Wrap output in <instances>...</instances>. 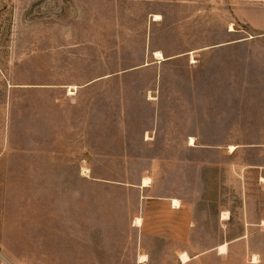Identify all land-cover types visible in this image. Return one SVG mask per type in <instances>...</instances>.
<instances>
[{
	"label": "rangeland",
	"instance_id": "rangeland-1",
	"mask_svg": "<svg viewBox=\"0 0 264 264\" xmlns=\"http://www.w3.org/2000/svg\"><path fill=\"white\" fill-rule=\"evenodd\" d=\"M263 165L264 0H0V264H135L142 194L264 262Z\"/></svg>",
	"mask_w": 264,
	"mask_h": 264
},
{
	"label": "crops",
	"instance_id": "crops-1",
	"mask_svg": "<svg viewBox=\"0 0 264 264\" xmlns=\"http://www.w3.org/2000/svg\"><path fill=\"white\" fill-rule=\"evenodd\" d=\"M186 139L190 147V137ZM235 148L232 153L226 150V156L232 157L238 149L236 146ZM256 168L264 170V165ZM144 179L149 178H142L136 188L146 192L151 190L153 182L149 180L150 183L143 187L141 183ZM140 199H142L141 208L132 220V227L140 239L135 254V264H239L238 258L233 259V243L237 242L238 238L224 240L219 237L209 245L202 243L197 237L198 218L194 217L193 208L185 205L181 198L177 196L146 197L142 194ZM173 200L178 201L179 206H174ZM137 220L140 221L139 225L136 224ZM223 221L221 217H216L215 225L218 226L219 231ZM147 239L151 240L153 246L151 250L144 246ZM221 248L225 251L220 252ZM182 255L187 257V261H182ZM253 257L244 264H264L260 260L256 263L252 262ZM140 258L144 259L140 261Z\"/></svg>",
	"mask_w": 264,
	"mask_h": 264
},
{
	"label": "bare ground",
	"instance_id": "bare-ground-1",
	"mask_svg": "<svg viewBox=\"0 0 264 264\" xmlns=\"http://www.w3.org/2000/svg\"><path fill=\"white\" fill-rule=\"evenodd\" d=\"M154 22H159V21H161V17L159 16V15H155L154 16V20H153ZM154 58H155V60H158V62L160 61V62H162V61H164V58H163V56L161 55V53H155L154 54ZM189 146H193L194 145V140H193V138H190L189 139ZM235 147H229V151L232 153L233 151H235ZM150 183V181H149V179H144V180H142V186L143 187H146L148 184ZM173 205L174 206H179V203H178V201H176V200H173ZM223 219H227V217H225V218H223ZM139 223H140V221L139 220H137L136 221V224H138L139 225ZM225 248V247H224ZM224 248H221L220 249V252H224L225 251V249ZM144 258H140V261L141 260H143ZM181 259H182V261L183 262H185V261H187V257L185 256V255H182L181 256ZM252 262H254V263H256L257 262V259L256 258H253V261ZM144 263V262H143Z\"/></svg>",
	"mask_w": 264,
	"mask_h": 264
}]
</instances>
